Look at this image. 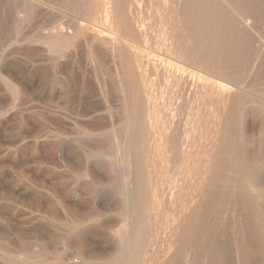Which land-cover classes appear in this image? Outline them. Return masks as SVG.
Returning <instances> with one entry per match:
<instances>
[{"label": "rangeland", "instance_id": "1", "mask_svg": "<svg viewBox=\"0 0 264 264\" xmlns=\"http://www.w3.org/2000/svg\"><path fill=\"white\" fill-rule=\"evenodd\" d=\"M61 1L0 0V264H70L68 260L77 264H107L106 261L108 264L122 261L126 262L121 264H264V193H261L264 189H260L264 188V0H207L206 4L203 0H192L197 3L192 20H196L198 31L207 30L209 37H217L213 46L209 44L211 46L205 48L201 42L195 46L210 51L215 63L230 64L227 66L232 72L234 67H241L242 74L249 78L246 79L247 86L251 85L247 87L250 97H245L248 93L242 95L251 98V102L239 94V88L232 81L236 76L231 71L226 77H212V90L200 92L196 81L180 87L182 82L175 83L170 75L175 69L174 64H181L180 59L163 44H149L153 53L168 54L173 62L167 66L166 71L170 74L164 79L146 70L151 102L154 100V108L150 110V121L154 126L146 124L148 111L142 101L139 73L133 76L134 87L127 78V88H130H120V79L124 76L115 69L116 66L121 69L116 62L118 59L111 57L110 52L100 50L110 51V47L107 49L105 46L108 45L102 43L108 32L101 22L93 20L84 11L85 6L91 4V14L97 17L100 13L101 16L104 0H63V5ZM172 1L175 0H134L141 12L140 18L145 19V26L154 35L163 36ZM70 4L74 16L73 10H68ZM59 5L63 10L56 8ZM73 5H80V9ZM52 7L57 9L56 14ZM208 14L210 30L206 28ZM230 20L235 21L232 22L235 23L233 32L225 28ZM244 20L248 21L250 29ZM53 23H57L56 28ZM50 31L58 32L59 38H67L59 40L62 45L57 51L52 49L54 43L49 37ZM203 33L207 34L206 31ZM94 39H97L96 44ZM239 40L244 43L241 45ZM237 49L242 50L240 56ZM101 53L106 57L102 58ZM251 61L256 64L252 65ZM111 71H116V75ZM223 84L231 91L229 99L224 101L220 98ZM240 100L241 104L243 101L246 104L245 100L250 104L243 106L245 104L241 105ZM142 131L145 134L142 135ZM170 138L178 141V147ZM128 156L132 158L128 159ZM139 168L141 170H135ZM252 169L259 173L262 187L257 186L258 189L252 184H247L251 185L249 189L244 186V180L253 175ZM127 206H132L130 211ZM128 222L132 227L137 222L134 228L140 235L123 254L119 240L126 237L131 241L133 235L130 231L131 237L125 233ZM117 234L119 238L121 234L123 236L119 239ZM129 251L135 256H130Z\"/></svg>", "mask_w": 264, "mask_h": 264}, {"label": "bare ground", "instance_id": "2", "mask_svg": "<svg viewBox=\"0 0 264 264\" xmlns=\"http://www.w3.org/2000/svg\"><path fill=\"white\" fill-rule=\"evenodd\" d=\"M51 2L53 1V0H50ZM58 1V0H57ZM69 0H67V2H68ZM71 1V0H70ZM83 1V0H82ZM157 1V0H156ZM184 1V2H183ZM204 1V3L206 4L207 2V0H203ZM245 1V0H244ZM78 2H80V0L78 1ZM78 2H76V3H78ZM87 2V1H86ZM86 2H84V3H86ZM93 2V1H92ZM100 2V1H99ZM167 2V1H166ZM171 2V1H170ZM173 2V1H172ZM240 2V1H239ZM43 3V2H42ZM63 3V0L61 1V4ZM95 3V2H94ZM93 3V4H94ZM102 3V2H101ZM138 3V2H137ZM140 3V2H139ZM162 3V2H161ZM169 3V2H168ZM167 3V4H168ZM231 3V2H230ZM55 4V3H54ZM57 4H59V3H57ZM71 4H73V2H71ZM71 4L70 5H68V10L69 9H71V10H73L72 8H70V6H71ZM80 4H82V2L80 3ZM87 4V3H86ZM96 4H97V2H96ZM150 4V3H149ZM155 4V3H154ZM160 4V3H159ZM164 4H165V2H164ZM170 5H171V3H169ZM182 4H183V7H182ZM196 2L194 1H192V0H175L173 3H172V5H171V10H170V12H169V16H170V19H169V21H167V22H164L165 24H164V29H163V36H161V37H159L158 35H154V32H152V31H150L149 29H147L148 27H146L145 26V19H143L144 21H142V19L140 18V13H139V11L137 10L138 9V6L135 4V2H134V0H104L103 1V4H102V15L100 16V13L97 15V17L95 16V14H94V16H93V14H91V10H92V5L91 4H89V6H85V9H84V11H85V13L86 14H88V16L90 15L91 17H93V20H95V21H98V22H101V26L102 27H105V29H106V31L108 32V33H106L104 36L103 35H101V40H102V38H103V42L102 43H104V45L106 44V45H108V46H105L106 48L108 47H110V51H107V50H105V49H101L100 48V50L102 51V52H110L111 53V57H113V58H115V59H118V60H116V62L118 63V65H120V67H121V69L119 70L118 69V67L116 66V68L115 69H117V71L119 72H121L122 74L120 75V76H124V78H121V77H119V76H117V78L119 77V78H121L120 80H121V82L119 83V84H121V85H119V86H121L120 88H122V90L124 89H129V88H127V86H128V83L129 82H131V84L133 85V87L135 86V83H134V80H133V76H134V74L136 73V72H138L139 73V77L141 78V83H140V87H141V91H142V93H143V105L145 106V111L147 110L148 111V114H147V116H145V119H146V124L148 123L149 125H153L154 126V122H153V124H152V122L150 121L151 120V118H150V110L151 109H153L154 107H153V101L154 100H152V102H151V98H150V95L152 94L151 93V91H150V89H149V82H148V78L149 77H146V70L147 69H149V70H151V71H153V72H155L156 74H159L160 75V78H162V79H164V77H165V75L167 76L168 75V73H167V71H166V68H168L169 67V65H171L173 62L170 60V56L168 55V54H164V53H159V54H156V53H153V51L151 50V47L149 46V44H152V43H156V44H163V46L165 47V49L167 50V51H169L170 53H172V54H174V55H176L179 59H180V62H181V64H174V67H175V69H173L174 71H173V73L171 72V76L173 77V79H174V81H175V83H177V84H180V82H182V84H180L179 86L180 87H182V85L184 84H189V82L191 83V81H196L197 83H198V88L200 89L199 91L201 92V90H212L213 88V83L211 82V80H212V77H221L220 75H223V76H228L229 75V73H230V71H231V68H230V66H227V65H230V64H228V63H223V62H220L219 61V63H215L214 62V59H213V57H211V55H210V51H207V49H206V51H202L201 50V48L200 47H198V45L197 46H195L196 45V43H199L200 44V42H201V44H202V46L203 47H208V46H211L212 44H214L215 43V39L217 38H214V36H212V37H209V33H207V30H204V31H206V33L207 34H205V33H203L204 31H202V33H200V31H198V26H197V23H196V20L195 21H193L192 19L194 18V11L196 10ZM226 4H227V2H226ZM240 4V3H239ZM238 4V5H239ZM41 5V4H40ZM56 5V4H55ZM63 5V4H62ZM64 5H66V3L64 4ZM61 5H59V6H57L56 8H58V7H60ZM80 6V5H79ZM79 6L77 5L76 7L77 8H79ZM141 6H142V4H141ZM165 6H167L166 4H165ZM228 6V5H227ZM233 6H235V5H233ZM232 6V7H233ZM72 7H75L74 5L72 6ZM75 7V9H77ZM83 7V6H82ZM96 7V6H95ZM161 7V6H160ZM43 8V7H42ZM48 8V7H47ZM50 8V7H49ZM53 8V7H52ZM55 7L53 8V12H54V9H55V14H56V9ZM61 8V7H60ZM65 8V7H64ZM151 8V7H150ZM166 8H168V6L166 7ZM204 8H208V5H204ZM230 8V7H229ZM62 9V8H61ZM80 9V8H79ZM78 9V10H79ZM82 9V10H83ZM95 9V8H94ZM141 9L144 11V9L141 7ZM149 9V8H148ZM219 9V8H218ZM39 10H41V9H39ZM49 10H51V8L49 9ZM63 10V9H62ZM64 10H67V9H64ZM70 10V11H71ZM98 10V9H97ZM141 10V11H142ZM232 10V9H231ZM236 10V9H235ZM42 11V10H41ZM60 11V10H59ZM80 11V10H79ZM96 11V10H95ZM142 11V12H143ZM234 11V10H233ZM52 12V13H53ZM63 12V11H62ZM78 12V11H77ZM82 12V11H81ZM161 12V11H160ZM168 12V11H167ZM239 12H241V11H239ZM238 12V13H239ZM84 13V12H83ZM85 13H84V15H85ZM93 13V12H92ZM98 13V12H97ZM208 13V12H207ZM58 14V13H57ZM65 14V13H64ZM69 14H71L72 15V13H70L69 12ZM74 10H73V16H74ZM78 15H80L79 13H77ZM235 14V13H234ZM37 15H38V13H37ZM52 15H54V14H52ZM59 15V14H58ZM62 15V17H63V14H61ZM66 15L67 14H65L64 16L66 17ZM142 15V14H141ZM219 15V14H218ZM248 15V14H247ZM253 15V14H252ZM60 16V15H59ZM77 16V15H76ZM76 16H75V18H76ZM83 16V15H82ZM54 17V16H53ZM58 17V16H57ZM61 17V16H60ZM69 17V16H68ZM77 17H80V16H77ZM85 18H86V15L84 16ZM252 17V16H251ZM41 18V17H40ZM51 18V17H50ZM74 18V19H75ZM165 18V17H164ZM168 18V17H167ZM186 18H188L187 19V21L185 20ZM228 18V17H227ZM48 19H49V17H48ZM59 19V18H58ZM69 19V18H68ZM77 19V18H76ZM80 19V18H79ZM81 19H82V17H81ZM89 19V18H88ZM92 19V18H91ZM91 19H89V20H91ZM243 19V18H242ZM47 20V19H46ZM66 20V19H65ZM78 20V19H77ZM188 20H189V23H187L188 22ZM206 28H208L209 30H210V28H211V25H210V14H208V15H206ZM237 20V19H236ZM50 21V20H49ZM57 21H59V20H57ZM63 21V20H62ZM74 21H76V20H74ZM88 21V20H87ZM250 21V20H249ZM65 22V21H64ZM77 23L76 24H78V21H76ZM97 22V23H98ZM232 22H235V21H233V20H230L229 21V24H228V27H225V28H228L227 29V31L228 30H232V32L234 31V27H235V23H232ZM238 22H240V20L238 21ZM247 26H249L248 25V21H243ZM60 23V22H59ZM63 23V22H62ZM147 23V22H146ZM251 23V22H250ZM38 24V23H37ZM64 24V23H63ZM73 24V23H72ZM71 24V25H72ZM92 24V23H91ZM53 25L55 26V28H56V25H57V23L55 24V23H53ZM70 25V26H71ZM74 25L75 24H73L72 25V27H74ZM169 25V26H168ZM218 25V24H217ZM46 26V25H45ZM47 26H48V24H47ZM77 26V25H76ZM147 26H148V24H147ZM253 25H251V27H252ZM98 27V26H97ZM237 27V26H236ZM52 28H54V27H52ZM59 28V27H58ZM75 28V27H74ZM78 28H79V26H78ZM81 28H83V26H81ZM49 29V28H48ZM80 29V28H79ZM101 29V28H100ZM249 29H250V26H249ZM59 31H60V28L58 29ZM74 30V29H73ZM149 30V31H148ZM49 31V30H48ZM76 31V30H75ZM75 31H73V32H75ZM217 31V30H216ZM242 31V30H241ZM240 31V32H241ZM247 31V30H246ZM251 31H252V29H251ZM51 33H50V39L53 41V47H52V49L53 50H55V51H57L58 50V48H59V46L60 45H62V43L60 44L59 43V40H64L65 38H59L58 36H57V34H59L58 32L56 33V32H54V31H50ZM151 32V33H150ZM209 32V31H208ZM70 33H72V32H70ZM82 33H84V32H82ZM89 33H90V31H89ZM96 33H98V32H96ZM105 33V32H104ZM237 33V32H236ZM77 34H79V33H76V35ZM85 34L86 33H84V34H82V36L84 35L85 36ZM88 34V33H87ZM92 34V33H91ZM91 34H88V35H91ZM211 34H213L212 32H211ZM256 34V33H255ZM255 34H254V36H255ZM75 35V34H74ZM75 35V38H77V36ZM87 35V37H86V39L89 37ZM95 35V34H94ZM200 35H201V37H200ZM208 35V36H207ZM99 36V35H98ZM98 36H96V38L98 39ZM103 36V37H102ZM251 36V35H250ZM94 37V36H93ZM230 37V36H229ZM231 37H233V36H231ZM235 37V36H234ZM260 37V36H259ZM72 38H74V37H72ZM74 38V39H75ZM228 38V37H227ZM257 37H255V39H256ZM67 39V38H66ZM65 39V40H66ZM82 39V38H81ZM85 39V38H84ZM97 39H94V43H95V41H96V43H97ZM237 39V38H236ZM242 39V38H241ZM250 39V38H249ZM248 39V40H249ZM252 39V38H251ZM92 40V39H91ZM247 40V39H246ZM253 40V39H252ZM256 40H258V39H256ZM58 41V42H57ZM87 41V40H86ZM100 41V40H99ZM236 41H238V40H236ZM235 41V42H236ZM240 41V40H239ZM61 42H63V41H61ZM71 42H72V40H71ZM79 42V41H78ZM83 42V41H82ZM92 42H93V40H92ZM242 42V43H241ZM248 42V41H247ZM255 42H257V41H255ZM254 42V43H255ZM260 42H261V39H260ZM263 42V41H262ZM66 43V42H65ZM80 43V42H79ZM91 43V42H90ZM93 43V44H94ZM95 43V44H96ZM240 43H241V45L244 43V40L243 41H240ZM253 43V44H254ZM71 44V43H70ZM69 44V45H70ZM93 44H92V46H93ZM209 44H211V45H209ZM248 44V43H247ZM250 44H252V43H250ZM263 44V43H262ZM88 45V44H87ZM98 45L99 46H101V44L100 43H98ZM103 45V46H104ZM238 45V44H237ZM259 45V44H258ZM261 45V44H260ZM64 46V45H63ZM97 46V45H96ZM213 46V45H212ZM252 46V45H251ZM256 46V45H255ZM254 46V47H255ZM262 46V45H261ZM260 46V47H261ZM69 47H71V46H69ZM83 48H84V46H82ZM102 47V46H101ZM238 47V46H237ZM259 47V50L261 49ZM83 48H81V49H83ZM92 48H95V46L94 47H92ZM92 48H91V51H92ZM99 48V47H98ZM102 48H104V47H102ZM107 48V49H108ZM243 48H244V46H243ZM248 48V47H247ZM251 48V47H250ZM255 48H257V47H255ZM79 49V48H78ZM87 49V48H86ZM213 49V48H212ZM241 49V48H240ZM240 49H237L238 51H239V56H240V52L242 53V50L240 51ZM252 49H254V48H252ZM93 50H97V49H93ZM99 50V52H101ZM245 50V49H244ZM244 50H243V52H244ZM255 50V49H254ZM257 50H258V48H257ZM85 51H87V50H85ZM98 51V50H97ZM206 52L205 54H202L201 52ZM251 51V50H250ZM249 51V52H250ZM261 51V50H260ZM259 51V52H260ZM94 52V51H93ZM96 52V51H95ZM99 52H97V53H99ZM130 52V53H129ZM236 52V51H235ZM234 52V53H235ZM247 52V51H246ZM252 52H253V50H252ZM257 52V51H256ZM258 52V54L259 55H261V52L259 53ZM109 53V54H110ZM238 53V52H237ZM251 53V52H250ZM262 53H264L263 51H262ZM66 54V53H65ZM69 54V53H68ZM68 54H67V56H68ZM95 54V53H94ZM105 55L104 53H101V55ZM107 54V53H106ZM249 54V53H248ZM60 55H61V53H60ZM93 55V54H92ZM91 55V56H92ZM103 55H102V58H105L106 56H104L103 57ZM108 55V54H107ZM245 55V54H244ZM250 55V54H249ZM248 55V56H249ZM253 55V54H252ZM256 55V54H255ZM264 55V54H263ZM64 56V55H63ZM70 56V55H69ZM94 56V55H93ZM92 56V57H93ZM100 56V55H99ZM109 56V55H108ZM247 56V55H246ZM251 56V55H250ZM249 56V57H250ZM101 57V56H100ZM111 57L109 58V59H111ZM254 58L255 57H257V58H255V60L256 59H258V56H253ZM68 58V57H67ZM241 58V57H240ZM253 58V59H254ZM69 59V58H68ZM96 59V58H95ZM107 59V58H106ZM105 59V60H106ZM108 59V60H109ZM212 59V60H211ZM246 59V58H245ZM248 59V58H247ZM246 59V60H247ZM250 59H251V57H250ZM259 59H260V57H259ZM97 60V59H96ZM101 60H104V59H100V61ZM107 60V62L106 63H108L109 61ZM112 60V59H111ZM233 60V59H232ZM239 60V59H238ZM237 60V61H238ZM240 60H242V58L240 59ZM91 61H92V59H91ZM90 61V62H91ZM99 61V62H100ZM234 61V60H233ZM237 61H235V62H237ZM243 61V60H242ZM242 61L240 62V66H241V63H242ZM259 61V60H258ZM115 62V60H114V64L116 63ZM254 62V61H253ZM252 61H251V63H252V65L253 64H256V63H253ZM97 63V62H96ZM102 63V62H101ZM111 63V62H110ZM238 63V62H237ZM93 64H95V63H93ZM92 64V65H93ZM104 65V67H105V63H103ZM113 64V63H112ZM113 64V65H114ZM239 64V63H238ZM258 64V63H257ZM59 65V64H58ZM61 65H62V63H61ZM97 65V64H96ZM102 65V64H101ZM112 65V66H113ZM250 65V64H249ZM259 65V64H258ZM94 66V65H93ZM115 66V65H114ZM168 66V67H167ZM245 66V65H244ZM263 66V65H262ZM63 68H65V67H63ZM94 68V67H93ZM108 69H109V67H107ZM192 68H194L193 70H191ZM241 68V67H240ZM239 68V66H237L236 68L234 67V72H232L231 71V73H234V75L236 76V78H232V81H233V83L235 84V86H237V88H239V94H241V96L243 97V95L245 96V94L246 93H248V90H247V87H249L250 88V86L248 85L247 86V80H249V78H246L244 75L245 74H242V71H241V69ZM248 68H249V66H248ZM259 68V67H258ZM257 68V69H258ZM262 68V67H261ZM264 68V67H263ZM114 69V70H115ZM171 69V68H170ZM64 69H62V71H63ZM102 70V69H101ZM100 70V71H101ZM243 70V69H242ZM247 70V69H246ZM251 70V69H250ZM56 71H58V70H56ZM96 71V70H95ZM99 71V70H98ZM59 72H60V70H59ZM106 72V71H105ZM116 72V71H115ZM114 71L112 72L111 71V74L112 73H114L115 75H116V73H115ZM117 72V73H118ZM263 72V71H262ZM99 73V72H98ZM101 73V72H100ZM103 73V72H102ZM110 73V72H109ZM108 73V74H109ZM152 73V72H151ZM249 73V72H248ZM253 73V72H252ZM256 72H254V74H255ZM110 74V75H111ZM113 74V76H115ZM120 74V73H119ZM152 74H154V73H152ZM104 75V74H103ZM118 75V74H117ZM251 75H253V74H251ZM264 75V74H263ZM74 76V75H73ZM95 76H97V75H95ZM105 76V75H104ZM112 76V75H111ZM148 76H149V74H148ZM100 77V76H99ZM116 77V76H115ZM114 77V78H115ZM170 77V76H169ZM253 77V76H252ZM105 78V77H104ZM127 78H129V82H128V79ZM139 78V79H140ZM224 78V77H223ZM222 78V79H223ZM100 78H98V80H99ZM131 79V80H130ZM173 79H172V81H173ZM214 79V78H213ZM226 79V78H225ZM224 79V80H225ZM247 79V80H246ZM252 79V78H251ZM260 79V78H259ZM82 80V79H81ZM80 80V81H81ZM85 80V79H84ZM107 80V79H106ZM109 80V79H108ZM119 80V79H118ZM119 80V81H120ZM223 80V81H224ZM256 80H257V78H256ZM76 81V80H75ZM100 81H102V80H100ZM99 81V82H100ZM164 81V80H163ZM214 81V80H213ZM226 81V80H225ZM224 81V82H225ZM68 82H69V80H68ZM77 82H78V80H77ZM87 82V81H86ZM97 82V81H96ZM110 82H112L111 80H110ZM115 82V81H114ZM159 82V81H158ZM167 82V81H166ZM215 82H217L216 80H215ZM250 82V81H249ZM254 82H255V80H254ZM260 82V81H259ZM259 82H257V83H259ZM83 83H85V82H83ZM101 83V82H100ZM195 83V82H194ZM223 83V82H222ZM225 83H229V82H225ZM232 82L230 81V84H231ZM253 83V82H252ZM256 83V84H257ZM261 83V82H260ZM78 84V83H77ZM81 84H82V82H81ZM81 84H80V86H81ZM104 84V83H103ZM102 84V85H103ZM108 84H110V83H108ZM114 84V83H113ZM176 84V85H177ZM254 84V83H253ZM255 84V85H256ZM107 85V84H106ZM115 85H116V83H115ZM130 85V84H129ZM194 85V84H193ZM229 85V84H228ZM254 85V86H255ZM263 85V84H262ZM71 86V85H70ZM79 86V84H78V87L79 88H81ZM117 86V85H116ZM191 85H189V87H190ZM218 86V85H217ZM216 86V87H217ZM234 86V85H233ZM257 86V85H256ZM77 87V88H78ZM86 87V86H85ZM99 87V86H98ZM114 87V86H113ZM112 87V88H113ZM126 87V88H125ZM132 87V86H131ZM177 87V86H176ZM175 87V88H176ZM186 87V86H185ZM219 87V86H218ZM67 88V87H66ZM116 88V87H115ZM258 88V87H257ZM70 89V88H69ZM72 89V88H71ZM184 89V88H183ZM191 89V88H190ZM196 89V88H195ZM251 89H252V87H251ZM117 90V89H116ZM193 90V89H192ZM216 90V89H215ZM253 90H254V88H253ZM256 90H258V89H256ZM70 91V90H69ZM102 91H103V88H102ZM120 91V90H119ZM130 91V90H129ZM126 91V92H128V93H130V92H132V91ZM250 91V90H249ZM115 92V91H114ZM117 92V91H116ZM122 92V91H121ZM125 92V93H126ZM134 92V91H133ZM191 92V91H190ZM198 92V91H197ZM216 92V91H215ZM219 92V91H218ZM261 92V91H260ZM123 93V92H122ZM121 93V94H122ZM124 93V94H125ZM188 93V92H187ZM195 93V92H194ZM221 97L220 98H222V100L224 101V100H228L229 99V96H230V94H231V91H229V87H227V84H223V87L221 86ZM250 93V92H249ZM249 93L248 94H246V96L245 97H247L248 95H249ZM68 94V93H67ZM73 94V93H72ZM118 94H119V92H118ZM189 94V93H188ZM193 94V93H192ZM201 94H203V93H201ZM243 94V95H242ZM69 95H71V94H69ZM109 95V94H108ZM127 95H129V94H127L126 93V96ZM132 95V94H131ZM183 95H184V93H183ZM218 95V94H217ZM234 95V94H233ZM76 95H74V97H75ZM103 96V95H102ZM133 96H134V94H133ZM240 96V95H239ZM73 97V96H72ZM122 97V96H121ZM120 97V98H121ZM123 97H125V96H123ZM132 97V96H131ZM182 97H184V96H182ZM190 97V96H189ZM188 97V98H189ZM197 97H198V95H197ZM205 97V96H204ZM207 97V96H206ZM210 97V96H209ZM215 97V96H214ZM249 97H250V95H249ZM76 98H77V96H76ZM106 98H107V96H106ZM128 98H130V95L128 96ZM199 98V97H198ZM241 98V97H240ZM244 98V97H243ZM124 99H126L127 100V97H125ZM202 99V98H201ZM231 99V98H230ZM244 99H246V98H244ZM249 99V98H248ZM248 99H246L247 101H249L250 100V102H251V98L248 100ZM108 100V99H107ZM125 100V101H126ZM199 100V99H198ZM215 100H216V98H215ZM219 99L217 98V101H218ZM241 100H243V99H241ZM241 100H240V104H241ZM245 100V102H246V104L244 103V101L242 102V104H245V105H243V106H247V104L249 105L250 104V102L249 103H247V101ZM252 100H254L253 98H252ZM106 101V100H105ZM129 101V100H128ZM127 101V102H128ZM217 101H215V102H217ZM260 101V100H259ZM104 102V101H103ZM222 102V101H221ZM221 102H217L218 104L219 103H221ZM253 102V101H252ZM263 102V101H262ZM238 103V102H237ZM254 103V102H253ZM122 104H125V103H122ZM127 104V103H126ZM125 104V105H126ZM129 104V103H128ZM128 104H127V106H128ZM156 104V103H155ZM241 104V105H242ZM255 104H256V102H255ZM258 104V103H257ZM131 105V104H130ZM129 105V106H130ZM159 105V104H158ZM192 105H193V103H192ZM216 105V104H215ZM221 105V104H220ZM261 105V104H260ZM197 106V105H196ZM219 106V105H218ZM126 107V106H125ZM125 107H123V108H125ZM241 108H242V106H240ZM220 108V107H219ZM218 108V109H219ZM240 108V109H241ZM196 109V108H195ZM243 109V108H242ZM241 109V110H242ZM264 109V108H263ZM156 110V109H155ZM198 110H199V108H198ZM216 110V109H215ZM222 110V109H221ZM243 110H245V109H243ZM126 111V110H125ZM240 111V110H239ZM127 112V111H126ZM241 112V111H240ZM128 113V112H127ZM155 113V112H154ZM191 113V112H190ZM189 113V115H191ZM219 113V112H218ZM242 113V112H241ZM240 113V114H241ZM129 114V113H128ZM142 114V113H141ZM152 114V113H151ZM224 114V113H223ZM243 115H244V112L242 113ZM194 115V114H193ZM216 115V114H215ZM218 115V114H217ZM156 116V115H155ZM127 118V117H126ZM156 118V117H155ZM241 118V117H240ZM187 119H188V117H187ZM189 119H190V117H189ZM155 120V119H154ZM241 120V119H240ZM168 121H170L169 119H168ZM168 121H167V123H168ZM190 121V120H189ZM188 121V122H189ZM191 121H192V119H191ZM172 122V121H171ZM187 122V123H188ZM172 124V123H171ZM127 125V124H126ZM179 125V124H178ZM195 125V124H194ZM167 127H168V125H166ZM174 126V125H173ZM146 127L148 128V126L146 125ZM170 127V126H169ZM189 127V126H188ZM172 128H174V127H172ZM123 129V128H122ZM175 130H176V128H174ZM179 129H181V128H179ZM185 129H187L186 127H185ZM114 130V129H113ZM118 130V129H117ZM172 131V130H171ZM182 131V130H181ZM193 131V130H192ZM115 132V131H114ZM189 132V131H188ZM175 133V132H174ZM173 133V135H175ZM107 134V133H106ZM141 134V133H140ZM143 134H145L143 131H142V135ZM178 134H180V133H178ZM184 134H185V131H184ZM122 135V134H121ZM150 135V134H149ZM194 135V134H193ZM181 136V135H180ZM120 137V136H119ZM124 137H126V135L124 136ZM173 137V136H172ZM171 137V138H172ZM178 137V136H177ZM183 137V136H182ZM185 137V136H184ZM189 137V136H188ZM170 138V140H172V142L173 143H175L176 141H175V139H171ZM180 138V137H179ZM120 139V138H119ZM122 139V138H121ZM123 139H125V138H123ZM190 139V138H189ZM177 140H178V138H177ZM121 141V140H120ZM182 141H183V139H182ZM184 141H185V139H184ZM190 140H188L187 142H189ZM117 142V141H116ZM125 142V141H124ZM170 142V141H169ZM178 142V141H177ZM175 143V147L177 146V144L178 143ZM181 142V141H180ZM191 142V141H190ZM193 142V141H192ZM143 143V142H142ZM183 143V142H182ZM186 143V142H185ZM185 143H183V144H185ZM122 144H123V142H122ZM181 144V143H180ZM119 145V144H118ZM124 145V144H123ZM123 145H122V148H123ZM179 145V144H178ZM187 145V144H186ZM189 145H190V143H189ZM191 145H192V143H191ZM128 146V145H127ZM184 146V145H183ZM188 146V145H187ZM235 146H237V144L235 145ZM234 146V147H235ZM118 147V146H117ZM119 147H120V145H119ZM144 147V146H143ZM175 147H171L172 149L173 148H175ZM178 147V146H177ZM180 147V146H179ZM181 147H182V145H181ZM233 147V148H234ZM147 148V147H146ZM124 149V148H123ZM177 149H179V148H177ZM242 149V148H241ZM142 150V149H141ZM143 150H144V148H143ZM180 150H181V148H180ZM182 150H185L184 148L182 149ZM187 150V149H186ZM235 150H237L236 148H235ZM173 151V150H172ZM234 151V150H233ZM232 151V152H233ZM239 151V150H238ZM120 151H117V153H119ZM174 152V151H173ZM187 152V151H186ZM185 152V153H186ZM190 152V151H189ZM231 152V153H232ZM182 153V152H181ZM240 153V152H239ZM115 154V153H114ZM124 154V153H123ZM127 154V153H126ZM134 154V153H133ZM183 155H184V152L182 153ZM190 154V153H189ZM241 154V153H240ZM130 156H131V153L129 154ZM178 155H180V154H178ZM182 155V156H183ZM186 155V154H185ZM235 155V154H234ZM237 155H238V153H237ZM237 155H236V157L235 158H237ZM243 155V154H242ZM116 156V155H115ZM133 156V155H132ZM139 155H137V157H138ZM143 156V155H142ZM123 157V156H122ZM184 157V156H183ZM124 158V157H123ZM130 157L128 156V159H129ZM132 158V157H131ZM130 158V159H131ZM142 157H140V159H141ZM233 158H234V156H233ZM234 158V159H235ZM238 158L239 159H241L239 156H238ZM244 158V157H243ZM117 159V161H118V158H116ZM122 159V158H121ZM138 159V158H137ZM139 159V160H140ZM120 160V159H119ZM127 160V159H126ZM145 160V159H144ZM238 160V159H237ZM244 160V162H245V159H243ZM124 161V160H123ZM129 161H131V160H129ZM143 161V160H142ZM115 162V161H114ZM125 162V161H124ZM136 162H137V160H136ZM144 162V161H143ZM241 162V161H240ZM122 163V162H121ZM126 163H127V161H126ZM138 163V162H137ZM139 164V163H138ZM138 164H137V166H138ZM142 164H145V163H142ZM246 164V163H245ZM132 165V164H131ZM118 166V165H117ZM123 166V165H122ZM128 168H129V166L130 165H126ZM138 167H140V165L138 166ZM143 167H144V165H143ZM235 167V166H234ZM118 168V167H117ZM121 168V167H120ZM124 168H125V166H124ZM131 168V167H130ZM135 168H136V166H135ZM145 168V167H144ZM252 168V167H251ZM251 168H249V169H251ZM133 169V168H132ZM132 169H131V171H132ZM143 169V168H142ZM117 170V169H116ZM123 170V169H122ZM121 170V171H122ZM126 170H128V169H126ZM136 171L137 170H141V168H139V169H135ZM253 170V169H252ZM119 171V170H118ZM130 171V170H129ZM240 171V170H239ZM242 171V170H241ZM246 171V170H245ZM258 170H253V172H252V176H250V178L249 179H245L244 180V186L245 185H247V184H252L254 187L256 186H261L262 187V185H261V183L259 182V177H258V175H259V173L257 172ZM128 172V171H127ZM141 172V171H140ZM142 172H143V170H142ZM135 173V172H134ZM240 173V172H239ZM250 173V172H249ZM248 173V174H249ZM257 173H258V175H257ZM137 174V173H136ZM139 174H141V173H139ZM138 174V175H139ZM144 174V173H143ZM146 174V173H145ZM245 174H246V172H245ZM125 175V174H124ZM247 175V174H246ZM250 175H251V173H250ZM140 176V175H139ZM139 176H137V178L139 177ZM142 176V175H141ZM131 176H129V178H130ZM247 177V176H246ZM127 178H128V176H127ZM143 178V177H142ZM124 179V178H123ZM140 179V178H139ZM243 179V178H242ZM143 180H144V178H143ZM133 181V180H132ZM125 182V181H124ZM138 182V181H137ZM175 182V181H174ZM228 182V181H227ZM128 183V182H127ZM130 183H131V181H130ZM264 183V182H263ZM143 184V183H142ZM174 184V183H173ZM176 184V183H175ZM243 184V183H242ZM124 185H125V183H124ZM127 185H129V184H126L125 186H127ZM230 186V185H229ZM239 186H240V184H239ZM248 186V185H247ZM251 186V185H250ZM250 186H248V189H249V187ZM129 187V186H128ZM263 187H264V185H263ZM127 188V187H126ZM133 188V187H132ZM245 188V187H244ZM145 189V188H144ZM175 189H176V187H175ZM233 189H235V188H233ZM242 189V188H241ZM254 189V188H253ZM255 189H258V187L257 188H255ZM254 189V190H255ZM260 189H264V188H260ZM126 190V189H125ZM141 189H139L138 190V192L140 191ZM134 191V190H133ZM144 193H145V190H142ZM234 191V190H233ZM243 191V190H242ZM247 191V190H246ZM257 191V190H256ZM264 191V190H263ZM125 192V191H124ZM141 192V191H140ZM248 192V191H247ZM251 192V191H250ZM249 192V193H250ZM129 193V192H128ZM137 193V192H136ZM221 193V192H220ZM255 192H253L252 194H254ZM260 193V192H259ZM261 193L263 194L264 192H262L261 191ZM126 194V193H125ZM131 193H129V195H130ZM138 194H140V193H138ZM228 194V193H227ZM251 194V193H250ZM143 195V194H142ZM229 195H231V194H229ZM255 195H256V193H255ZM145 196V195H144ZM144 196H143V198H144ZM227 196V195H226ZM253 198H254V196L253 195H251ZM258 196L260 197V195L258 194ZM127 197H130V196H127ZM136 197V196H135ZM139 197V196H138ZM146 197V196H145ZM131 198V197H130ZM261 198V197H260ZM263 198V197H262ZM141 200H142V198H140ZM146 199V198H145ZM140 200V201H141ZM144 200V199H143ZM254 201H255V199H253ZM260 200V199H259ZM129 201V200H128ZM257 201V200H256ZM256 201H255V203H256ZM142 202V201H141ZM233 202V201H232ZM130 203V202H129ZM145 204V203H144ZM129 205V204H128ZM133 205V204H132ZM224 205V204H223ZM253 205V204H252ZM257 205H258V203H257ZM142 206V205H141ZM144 206V205H143ZM210 206V205H209ZM130 207L132 208V206H127L126 208H129V211L131 210L130 209ZM144 207H146V205L144 206ZM125 208V209H126ZM124 209V210H125ZM179 209V208H178ZM258 210V209H257ZM259 210H260V212L263 210L262 209V207H260L259 208ZM258 210V211H259ZM138 211V210H137ZM180 211V210H179ZM233 211V210H232ZM231 211V212H232ZM133 212V211H132ZM140 212V214H141V211H139ZM236 212V211H235ZM123 213H124V211H123ZM128 213H130V212H128ZM179 213V212H178ZM224 213V212H223ZM239 213V212H238ZM247 213V212H246ZM139 214V213H138ZM143 214V213H142ZM144 214H145V212H144ZM180 214V213H179ZM217 214V213H216ZM178 215V214H177ZM127 216H128V214H127ZM126 216V217H127ZM131 216V215H130ZM180 216H181V214H180ZM225 216V215H224ZM238 216V215H237ZM242 216V215H241ZM135 217H136V215H135ZM178 217V216H177ZM186 217H187V215H186ZM233 217V216H232ZM239 217V216H238ZM237 217V218H238ZM140 218H141V216H140ZM180 218V217H179ZM228 218V217H227ZM226 218V219H227ZM231 218V217H230ZM261 218V217H260ZM259 218V219H260ZM138 219V218H137ZM221 219V218H220ZM224 219V218H223ZM233 219H235V218H233ZM124 220V219H123ZM126 220H127V218H126ZM132 220H133V218H132ZM132 220H130L131 222H133ZM142 220H143V218H142ZM141 220V221H142ZM176 220V219H175ZM228 220V219H227ZM125 221V220H124ZM138 221V220H137ZM140 221V222H141ZM189 221V220H188ZM191 221V220H190ZM122 222V221H121ZM127 222V221H126ZM125 222V223H126ZM179 222H180V220H179ZM187 222V221H186ZM185 222V223H186ZM137 223V222H136ZM135 223V224H136ZM217 223H219V222H217ZM232 223V222H231ZM230 223V224H231ZM234 223H236V222H234ZM239 223V222H238ZM257 223H259V222H257ZM128 224V227H127V231L125 232V233H128L129 234V232L128 231H130L132 234V239H131V241H129V239L127 240L126 239V237H123V238H121L123 235H125V233L122 235H120L121 237V239L119 238V236H118V234H117V236H118V238L120 239L119 240V242H120V252H122V249H124L123 250V254H125L126 252L125 251H128V248L130 247L131 248V245L133 246L134 245V242H135V238L138 236V235H140L139 234V230L138 229H135L134 228V226H135V224H134V226L132 227V226H129V222L127 223ZM132 224V223H131ZM130 224V225H131ZM237 224V223H236ZM236 224H234V225H236ZM233 225V224H232ZM238 225V224H237ZM236 225V226H237ZM240 225V224H239ZM242 225V224H241ZM240 225V226H241ZM123 227H124V225H122ZM126 226V225H125ZM139 226H140V224H139ZM144 226V225H143ZM143 226H141L142 228H143ZM176 226V225H175ZM182 226V225H181ZM239 226V227H240ZM243 226H245V225H243ZM248 226V225H247ZM264 226V225H263ZM262 226V227H263ZM137 227V226H136ZM179 227V226H178ZM204 227V226H203ZM120 228V227H119ZM125 228V227H124ZM134 228V229H133ZM238 228V227H237ZM236 228V229H237ZM244 228V227H243ZM242 228V229H243ZM126 229V228H125ZM146 229V228H145ZM178 229V228H177ZM181 228H179V230H180ZM117 230V232H119V229H116ZM116 230H114V232L116 231ZM122 231L124 230V229H121ZM204 230V229H203ZM218 230V229H217ZM238 230V229H237ZM241 230V229H240ZM121 231V232H122ZM140 231H143V230H141L140 229ZM181 231V230H180ZM244 231V230H243ZM143 232H145V231H143ZM240 232V231H239ZM141 233V232H140ZM120 234V233H119ZM127 234V235H128ZM205 234V233H204ZM130 235V234H129ZM131 235H130V237H131ZM247 235V234H246ZM126 236V235H125ZM145 236H146V233H145ZM144 236V237H145ZM233 236H234V234H233ZM241 236H242V234H241ZM130 237H128V238H130ZM140 237H143V236H140ZM238 237V236H237ZM178 238V237H177ZM239 238H240V236H239ZM137 239V238H136ZM142 239V238H141ZM140 239V240H141ZM145 239V238H144ZM235 239V238H234ZM139 240V239H138ZM192 240V239H191ZM201 240V239H200ZM248 240V239H247ZM246 240V241H247ZM143 239L141 240V242L143 243ZM146 241V240H145ZM175 241V240H174ZM194 241H196V240H194ZM241 241H242V239H241ZM137 242V241H136ZM193 243H195V242H193ZM240 243V242H239ZM238 243V244H239ZM246 243V242H245ZM140 244V243H139ZM172 244H174V243H172ZM242 244V243H241ZM240 244V245H241ZM247 244V243H246ZM245 244V245H246ZM192 245V244H191ZM200 245V244H199ZM244 245V244H243ZM242 245V246H243ZM137 246H139V245H137ZM142 246V245H141ZM187 246V245H186ZM205 246V245H204ZM140 247V246H139ZM142 247H144V246H142ZM192 247V246H191ZM248 247V246H247ZM138 248V247H137ZM249 249H250V247H248ZM125 249H127V250H125ZM144 249V248H143ZM143 249H141V251L143 250ZM132 250V249H131ZM137 249H135V251H136ZM140 250V249H139ZM235 250V249H234ZM245 250V249H244ZM243 250V251H244ZM247 250V249H246ZM191 251H192V249H191ZM196 251V250H195ZM247 251H249V250H247ZM119 252V251H118ZM117 252V253H118ZM132 251H129L128 253H130L131 255L130 256H133L132 254L133 253H131ZM138 252V251H137ZM136 252V253H137ZM226 252V251H225ZM245 252V251H244ZM244 252H243V254H244ZM135 253V252H134ZM155 253V252H154ZM192 253H193V251H192ZM192 253L190 252V254L192 255ZM222 253H223V251H222ZM227 253V252H226ZM225 253V254H226ZM242 253V252H241ZM194 254V253H193ZM252 254V253H251ZM118 255H120V254H118ZM127 255V254H126ZM125 255V256H126ZM137 255V254H136ZM247 255H248V253H247ZM246 255V256H247ZM253 255V254H252ZM42 256V255H41ZM135 256V255H134ZM133 256V257H134ZM193 256H195V254L193 255ZM200 256V255H199ZM229 256V255H228ZM242 256V255H241ZM249 256V255H248ZM137 257V256H136ZM211 257H212V255H211ZM43 258H45V257H43ZM193 258H195V257H193ZM235 258V257H234ZM249 258V257H248ZM26 259V258H25ZM29 260H31L30 258H28ZM114 259V258H113ZM118 259H119V257H118ZM117 259V260H118ZM196 259V258H195ZM195 259H194V261H195ZM199 259V258H198ZM213 259V258H212ZM231 258H229L228 260L229 261H231L230 260ZM233 259V258H232ZM242 259H244V258H242ZM17 260V259H16ZM35 260V259H34ZM39 260V259H38ZM42 260V259H41ZM72 260V259H71ZM74 260V259H73ZM115 260V259H114ZM123 260V259H122ZM128 260H130L129 258H128ZM135 260V259H134ZM197 260V259H196ZM50 261V260H49ZM69 262L68 263H70V264H77V262H74V261H70V260H68ZM82 261V260H81ZM199 261V260H198ZM202 261V260H201ZM205 261V260H204ZM223 261V260H222ZM240 261H241V259H240ZM246 261V260H245ZM249 261V260H248ZM80 262V261H79ZM87 262V261H86ZM91 262V261H90ZM105 262V261H104ZM106 262H108L109 263V261H106ZM105 262V263H106ZM113 262V261H112ZM120 262V261H119ZM118 262V263H119ZM123 262V261H122ZM121 262V263H122ZM124 262H126V261H124ZM123 262V263H124ZM135 261H132V263H134ZM196 262V261H195ZM233 262V261H232ZM242 262V261H241ZM36 263H37V261H36ZM49 263V262H48ZM107 263V264H108ZM110 263H111V260H110ZM120 263V264H121ZM198 263V262H197ZM210 263V262H209ZM226 263H228V262H226ZM225 263V264H226ZM21 264V263H20ZM38 264V263H37ZM58 264V263H57ZM66 264V263H65ZM85 264V263H84ZM103 264V263H102ZM116 264V263H115ZM126 264V263H125ZM131 264V263H130ZM196 264V263H195Z\"/></svg>", "mask_w": 264, "mask_h": 264}]
</instances>
